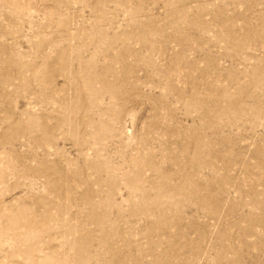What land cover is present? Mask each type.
I'll return each instance as SVG.
<instances>
[{
	"label": "rangeland",
	"instance_id": "rangeland-1",
	"mask_svg": "<svg viewBox=\"0 0 264 264\" xmlns=\"http://www.w3.org/2000/svg\"><path fill=\"white\" fill-rule=\"evenodd\" d=\"M0 264H264V0H0Z\"/></svg>",
	"mask_w": 264,
	"mask_h": 264
}]
</instances>
